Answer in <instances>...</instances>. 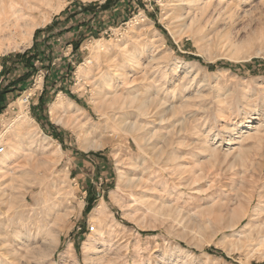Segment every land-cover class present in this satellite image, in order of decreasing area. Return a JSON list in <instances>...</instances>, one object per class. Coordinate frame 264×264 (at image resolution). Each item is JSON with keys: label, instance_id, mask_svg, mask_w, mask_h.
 Returning <instances> with one entry per match:
<instances>
[{"label": "rangeland", "instance_id": "rangeland-1", "mask_svg": "<svg viewBox=\"0 0 264 264\" xmlns=\"http://www.w3.org/2000/svg\"><path fill=\"white\" fill-rule=\"evenodd\" d=\"M106 1L0 48V264H264V0Z\"/></svg>", "mask_w": 264, "mask_h": 264}, {"label": "bare ground", "instance_id": "bare-ground-1", "mask_svg": "<svg viewBox=\"0 0 264 264\" xmlns=\"http://www.w3.org/2000/svg\"><path fill=\"white\" fill-rule=\"evenodd\" d=\"M55 1L56 0H0V48H1V46L5 47L7 43H8V45H11L10 42H11V40H14L15 37H19L21 35L23 38L24 37L23 35H25V34H23V32H25L23 30L24 27L29 28L28 30H26L27 31L26 34H29L30 36L33 35V33L35 31V26L38 25V23L36 22L37 13H40V12L43 13V12L47 11L48 8L53 7ZM40 15H41V13L39 14V16ZM178 19H180V17ZM26 37H27V35H26ZM29 39H31V38H29ZM25 40H27V38ZM21 43L22 42H20V44ZM3 45H5V46H3ZM13 46H15V45H13ZM61 99L58 103L56 102L53 105V107H52L53 109H57L60 106L66 105V106H69V108H73L74 110L76 109V111L80 110V108H79L80 106L79 107L76 106L73 103V101L68 100L67 104H66V102L62 101L63 99L62 100ZM133 100H137V97H133ZM141 103L145 105V101H143ZM3 143H4V141H3ZM10 147L12 149L13 146H10ZM51 148H53V146ZM6 150L4 153L2 152L1 153L2 155L0 156V166L1 167L5 166L14 155L12 152L13 149H12V151L10 149H6ZM58 151H60V150H58Z\"/></svg>", "mask_w": 264, "mask_h": 264}, {"label": "trees", "instance_id": "trees-1", "mask_svg": "<svg viewBox=\"0 0 264 264\" xmlns=\"http://www.w3.org/2000/svg\"><path fill=\"white\" fill-rule=\"evenodd\" d=\"M112 0H107L105 2V4H103L101 6V9L102 10H106V9H109L113 4H112ZM54 26H49L47 27V31L50 30V29H53ZM41 32L40 30L37 32L36 36H35V41H37V36H38V33ZM62 33V32H61ZM34 46L36 47L37 46V42H35ZM77 46V44L75 45ZM39 54L37 53H34L32 56H28V60H27V66L31 68V72L34 73V71L37 70V66L35 64V57L38 58ZM200 60V59H199ZM31 72H26L24 73L20 79L16 80V81H13V82H10L8 84H6L5 86H0V112L4 109V107H6V97H7V93L10 92V91H15L17 89V84L18 82H24L28 79V77L30 76V74H32ZM92 198L89 199V206L87 207V211L90 209V207L92 206Z\"/></svg>", "mask_w": 264, "mask_h": 264}, {"label": "built area", "instance_id": "built-area-1", "mask_svg": "<svg viewBox=\"0 0 264 264\" xmlns=\"http://www.w3.org/2000/svg\"><path fill=\"white\" fill-rule=\"evenodd\" d=\"M5 151V146H0V153Z\"/></svg>", "mask_w": 264, "mask_h": 264}]
</instances>
